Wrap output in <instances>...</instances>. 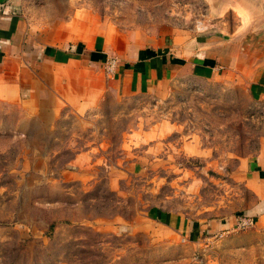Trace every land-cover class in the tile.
Here are the masks:
<instances>
[{
  "label": "rangeland",
  "instance_id": "obj_1",
  "mask_svg": "<svg viewBox=\"0 0 264 264\" xmlns=\"http://www.w3.org/2000/svg\"><path fill=\"white\" fill-rule=\"evenodd\" d=\"M246 1L264 5L233 0L219 17L208 0H28L26 11L47 43L109 23L106 58L119 63L99 68L112 80L132 47L215 44L216 25L243 35ZM219 58L238 63L242 50ZM248 80L182 73L140 94L108 82L88 112L0 99V264H264V211L234 175L264 140ZM221 220L231 226L206 227Z\"/></svg>",
  "mask_w": 264,
  "mask_h": 264
},
{
  "label": "crops",
  "instance_id": "obj_2",
  "mask_svg": "<svg viewBox=\"0 0 264 264\" xmlns=\"http://www.w3.org/2000/svg\"><path fill=\"white\" fill-rule=\"evenodd\" d=\"M208 1L219 17L237 8L233 0ZM244 3L246 21L239 25L248 28L243 35L216 25L218 33L212 37L215 44H190L175 39L170 44L151 42L132 47L122 57L114 79L106 80L99 67L111 47L110 38L116 35L109 23L102 22L98 28L84 31L80 38L71 37L64 44L47 43L41 27L27 14L28 0H0V99L36 101L39 114L57 113L61 105L88 112L101 99L108 82H114L125 94H140L151 92L156 83H165L182 73L204 80L233 73L246 80L250 78L248 88L255 97L264 99V5L261 10L257 5H249V1ZM256 25L263 31H255ZM226 38L239 42L226 47ZM212 48L216 51L208 50ZM238 50H242L243 58L238 63L229 64L219 58L228 53L238 55ZM235 174L256 197L257 210L264 211V140L254 156L237 161ZM184 222L185 218L178 228L185 231ZM215 225L224 229L231 223L212 221L206 227L213 230Z\"/></svg>",
  "mask_w": 264,
  "mask_h": 264
},
{
  "label": "built area",
  "instance_id": "obj_3",
  "mask_svg": "<svg viewBox=\"0 0 264 264\" xmlns=\"http://www.w3.org/2000/svg\"><path fill=\"white\" fill-rule=\"evenodd\" d=\"M119 63V59L115 56H111L106 58L105 69L107 73L111 74L116 71L117 64ZM254 224L253 219L249 217H239L238 218V226L240 228H247Z\"/></svg>",
  "mask_w": 264,
  "mask_h": 264
}]
</instances>
